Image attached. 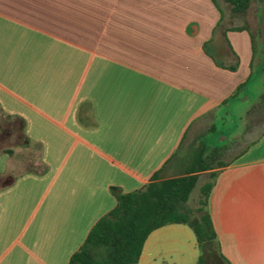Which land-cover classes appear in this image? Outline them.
I'll use <instances>...</instances> for the list:
<instances>
[{
    "label": "crops",
    "instance_id": "crops-1",
    "mask_svg": "<svg viewBox=\"0 0 264 264\" xmlns=\"http://www.w3.org/2000/svg\"><path fill=\"white\" fill-rule=\"evenodd\" d=\"M253 5L0 0V264H69L115 193L184 174L200 137L248 99L255 74L264 79ZM260 112L264 83L243 132ZM258 128L212 169L208 211L229 264H264ZM25 150L35 153L21 169ZM198 255L189 226L166 224L136 264H197Z\"/></svg>",
    "mask_w": 264,
    "mask_h": 264
},
{
    "label": "trees",
    "instance_id": "trees-1",
    "mask_svg": "<svg viewBox=\"0 0 264 264\" xmlns=\"http://www.w3.org/2000/svg\"><path fill=\"white\" fill-rule=\"evenodd\" d=\"M234 12L245 11L251 0H226ZM209 129V135L214 130ZM199 139L181 176L153 180L143 187L115 193L116 204L90 229L69 264H136L148 234L166 224L189 226L196 239L197 264H229L221 254L220 244L208 211L212 187L213 159L218 147ZM207 172L209 181L200 186L197 206L186 207L199 174Z\"/></svg>",
    "mask_w": 264,
    "mask_h": 264
},
{
    "label": "rangeland",
    "instance_id": "rangeland-1",
    "mask_svg": "<svg viewBox=\"0 0 264 264\" xmlns=\"http://www.w3.org/2000/svg\"><path fill=\"white\" fill-rule=\"evenodd\" d=\"M256 9L259 11V18L262 10V0H253ZM223 5V9L225 11V6ZM252 6V7H253ZM251 10V9H249ZM258 75L255 74L253 79L247 85L248 92L245 93L243 96H247L248 99L242 102H234L229 104L224 112V115H221L217 118L215 123V129L210 133H207L206 136L201 137L210 148L213 146L218 147V155L213 159V166H217L219 162H223L228 160L233 156L235 152H237L241 146L248 143L250 141V136L252 133H249L251 129H263L264 128V113H257L253 116L248 123V127L245 132V121L244 117L248 109L252 108V104L254 100L262 94L263 91V83L264 79H258ZM243 100V97L240 99ZM248 131V132H247ZM1 134V133H0ZM256 135V134H254ZM253 135V136H254ZM250 138V139H249ZM232 144L231 142L234 141ZM231 144V145H230ZM230 145V146H229ZM227 147V148H226ZM226 148V149H224ZM224 149V150H223ZM192 149L188 152L183 151L184 156H188ZM35 153L34 150H25V152L19 156H15L19 162H25L21 166V169H27L31 167V158L32 155ZM194 153V152H193ZM20 158V159H19ZM20 169V170H21ZM19 171V168L15 169V172ZM209 181L208 174L206 172H201L199 174V179L197 181L196 186L192 190V193L186 202V207L189 209H193L197 206L198 199H199V189L202 184ZM3 184V180H0V185Z\"/></svg>",
    "mask_w": 264,
    "mask_h": 264
},
{
    "label": "water",
    "instance_id": "water-1",
    "mask_svg": "<svg viewBox=\"0 0 264 264\" xmlns=\"http://www.w3.org/2000/svg\"><path fill=\"white\" fill-rule=\"evenodd\" d=\"M259 37H260V43L262 46V50L264 53V0H262V10H261L260 20H259Z\"/></svg>",
    "mask_w": 264,
    "mask_h": 264
}]
</instances>
